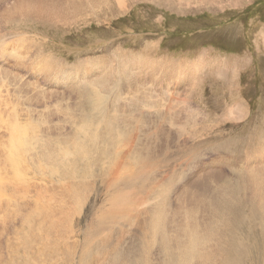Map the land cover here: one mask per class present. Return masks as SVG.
Instances as JSON below:
<instances>
[{"label": "rangeland", "instance_id": "rangeland-1", "mask_svg": "<svg viewBox=\"0 0 264 264\" xmlns=\"http://www.w3.org/2000/svg\"><path fill=\"white\" fill-rule=\"evenodd\" d=\"M263 217L264 0H0V264H264Z\"/></svg>", "mask_w": 264, "mask_h": 264}, {"label": "bare ground", "instance_id": "bare-ground-1", "mask_svg": "<svg viewBox=\"0 0 264 264\" xmlns=\"http://www.w3.org/2000/svg\"><path fill=\"white\" fill-rule=\"evenodd\" d=\"M19 134V133H18ZM25 134V133H24ZM20 138V137H19ZM22 138V137H21ZM19 147V146H18ZM20 148V147H19ZM136 175L134 174V173H129L128 174V177L129 178H134ZM122 199V198H121ZM117 201H119V199L118 200H116L115 201V203H111L110 205H109V207L105 210V212L103 213V216L101 215L100 216V218L101 219H106V218H108V217H113L115 214H117L119 211H121V208L122 209H124V204H123V206L122 207H120V206H118L117 205ZM119 203V202H118ZM120 204V203H119ZM118 208V209H117ZM120 214H124V211H122ZM263 226H264V217H263ZM181 247V243L178 241V244H177V246H176V248H180ZM196 247H199V243H197L196 244ZM202 250H200L199 251V253H198V255H200V252H201ZM167 257H170V259L168 260V262H169V264H172L173 263V261L175 260V254L173 253V254H170V255H167ZM177 258H178V256H177ZM189 259H190V256H189V254H186V256H185V258H184V263H187L188 261H189ZM168 264V263H167Z\"/></svg>", "mask_w": 264, "mask_h": 264}]
</instances>
